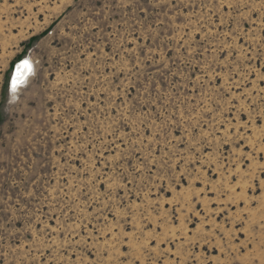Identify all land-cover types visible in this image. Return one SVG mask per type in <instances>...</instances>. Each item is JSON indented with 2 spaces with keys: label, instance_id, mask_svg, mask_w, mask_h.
<instances>
[{
  "label": "rangeland",
  "instance_id": "1",
  "mask_svg": "<svg viewBox=\"0 0 264 264\" xmlns=\"http://www.w3.org/2000/svg\"><path fill=\"white\" fill-rule=\"evenodd\" d=\"M0 264H264V0H0Z\"/></svg>",
  "mask_w": 264,
  "mask_h": 264
},
{
  "label": "snow or ice",
  "instance_id": "2",
  "mask_svg": "<svg viewBox=\"0 0 264 264\" xmlns=\"http://www.w3.org/2000/svg\"><path fill=\"white\" fill-rule=\"evenodd\" d=\"M34 73L32 62L28 59H22V61L16 65L15 73L10 74V89L13 93H16L17 89L28 82V78Z\"/></svg>",
  "mask_w": 264,
  "mask_h": 264
},
{
  "label": "bare ground",
  "instance_id": "3",
  "mask_svg": "<svg viewBox=\"0 0 264 264\" xmlns=\"http://www.w3.org/2000/svg\"><path fill=\"white\" fill-rule=\"evenodd\" d=\"M23 59H28V60H30V58H23ZM22 61V59L19 61V62H17V63H15V65L13 66V68H12V74H14L15 73V67H16V65H18L20 62ZM31 61V60H30ZM33 65V64H32ZM33 75H34V73H33ZM32 75V76H33ZM32 76H30L29 78H28V81H29V79L32 77ZM9 83H10V81H9ZM28 83V82H27ZM27 83H25L24 85H21L18 89H17V91H16V93L19 91V89L20 88H22L23 86H25ZM9 92H10V94H15V93H13L12 91H11V89H10V85H9Z\"/></svg>",
  "mask_w": 264,
  "mask_h": 264
}]
</instances>
